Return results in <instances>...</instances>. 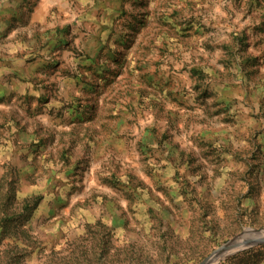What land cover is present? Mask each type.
I'll return each mask as SVG.
<instances>
[{
	"label": "rangeland",
	"instance_id": "374dc122",
	"mask_svg": "<svg viewBox=\"0 0 264 264\" xmlns=\"http://www.w3.org/2000/svg\"><path fill=\"white\" fill-rule=\"evenodd\" d=\"M248 228L264 0H0V264H198Z\"/></svg>",
	"mask_w": 264,
	"mask_h": 264
},
{
	"label": "water",
	"instance_id": "95a60500",
	"mask_svg": "<svg viewBox=\"0 0 264 264\" xmlns=\"http://www.w3.org/2000/svg\"><path fill=\"white\" fill-rule=\"evenodd\" d=\"M264 244V230L245 229L243 233L228 241L198 264H216L220 259L235 252Z\"/></svg>",
	"mask_w": 264,
	"mask_h": 264
}]
</instances>
